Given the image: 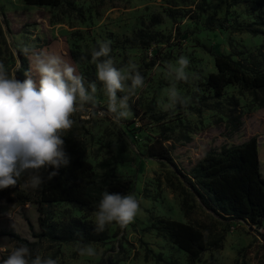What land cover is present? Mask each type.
I'll return each mask as SVG.
<instances>
[{
    "label": "rangeland",
    "instance_id": "374dc122",
    "mask_svg": "<svg viewBox=\"0 0 264 264\" xmlns=\"http://www.w3.org/2000/svg\"><path fill=\"white\" fill-rule=\"evenodd\" d=\"M139 32L151 40L148 46L126 42ZM100 41L110 42L116 66L135 64L145 81L128 101L130 117L120 123L98 115L107 111V98L95 65L90 60L78 65L70 57L71 51L90 52ZM26 46L59 53L76 65L86 85L96 83L97 107L88 111L91 105H86L83 112L75 113V123L64 136L79 142L83 159L97 175L104 174L100 165L107 164L113 179L126 184V194L135 195L139 211L126 228L115 222L107 225L109 239L92 245L95 256H80L77 246L51 245L33 237L39 233V188L22 187V177L15 187L0 190V264L15 248L1 235L7 232L37 242L36 254L58 259L59 264H264V225L249 227L240 220L220 219L176 173L186 175L210 150L256 138L264 177V107L253 103L238 86L225 88L220 100L203 87L207 76L215 72L214 55L264 65V0H63L55 9L27 6L23 0H0V62L10 74L20 69L17 52ZM181 55L190 61L189 80L178 82L177 87L189 102L165 111L160 102H167L165 89L170 81L164 67ZM27 65L29 72L28 59ZM88 75L96 80L88 81ZM234 118L241 123L237 134H232ZM157 140L164 141L175 169L146 154V146ZM16 192L28 202L19 201ZM43 208L53 223L95 219L94 213L72 205ZM159 217L192 225L221 248L189 263L186 254L153 228Z\"/></svg>",
    "mask_w": 264,
    "mask_h": 264
},
{
    "label": "trees",
    "instance_id": "16d2710c",
    "mask_svg": "<svg viewBox=\"0 0 264 264\" xmlns=\"http://www.w3.org/2000/svg\"><path fill=\"white\" fill-rule=\"evenodd\" d=\"M23 1L27 6L51 9L58 8L63 2V0ZM126 42L130 46H148L151 40L139 32ZM98 48L99 45L93 47ZM91 51L84 53L71 51L70 57L74 63L82 65L91 60ZM17 53L21 66L15 77L23 80L28 72L27 57L23 51ZM110 57L112 58L111 54ZM213 63L215 72L207 76L203 87L212 93L214 100H220L228 86H238L251 96L253 103L264 107V65L248 63L246 59L234 61L225 55H214ZM114 66L119 68L115 64ZM87 78L88 81L96 80L91 75ZM240 127L241 123L234 118L232 134H237ZM63 138L70 163L67 167L61 168L59 175L51 180L48 179L49 170L41 169L44 182L39 187L36 201L39 233L33 234V237L45 240L51 245L77 247L84 244L101 245L109 239L107 225L103 232L98 233L95 231L94 222L85 218H71L66 222L53 223L44 216L43 207L67 204L87 213H95L104 191L123 195L126 194L127 186L113 179L112 170L107 164L100 165L104 174L97 175L93 166L83 159L84 152L79 142L70 135ZM257 147L256 138H250L238 145H225L207 152L186 175L177 170L176 173L199 202L220 219L240 220L249 227L260 228L264 225V177L260 173ZM146 154L150 158L166 162L175 169L164 141L157 140L146 146ZM16 196L19 201L28 202V198L20 192H16ZM153 228L186 254L189 263L197 261L209 250L221 248L217 242H208L200 229L189 224L159 217L154 220ZM1 235L8 237L15 248L22 244L27 245L32 250V257H35L37 242L22 239L14 232Z\"/></svg>",
    "mask_w": 264,
    "mask_h": 264
},
{
    "label": "clouds",
    "instance_id": "9594fccd",
    "mask_svg": "<svg viewBox=\"0 0 264 264\" xmlns=\"http://www.w3.org/2000/svg\"><path fill=\"white\" fill-rule=\"evenodd\" d=\"M98 43L99 48L91 51L90 63L95 65L96 78L107 98V111L98 115H108L120 123L130 117L128 101L137 89L145 86L144 77L133 63L124 68L115 67L110 57V42ZM23 52L30 66L23 80L10 74L0 62V190L15 187L22 177L25 178L22 187L38 189L44 182L41 169L49 170V180L58 176L60 169L70 163L63 136L75 123L73 115L83 112L86 105H91L88 111L98 105L96 83L86 85L76 65L64 56L27 46ZM189 63V59L181 55L174 64L165 65L164 72L170 83L165 89L167 102H160L163 110L189 102L177 87L178 82H188ZM118 92L127 94L118 97ZM138 211L139 201L134 194L104 191L94 213L95 231L103 232L106 225L113 222L126 228ZM77 252L88 257L97 254L91 244L79 246ZM2 264H59V261L39 252L33 258L32 250L22 244L14 248Z\"/></svg>",
    "mask_w": 264,
    "mask_h": 264
},
{
    "label": "crops",
    "instance_id": "0c3cea01",
    "mask_svg": "<svg viewBox=\"0 0 264 264\" xmlns=\"http://www.w3.org/2000/svg\"><path fill=\"white\" fill-rule=\"evenodd\" d=\"M257 153H258V160H259V158H260V152H259V148L257 147ZM259 163H260V161H259Z\"/></svg>",
    "mask_w": 264,
    "mask_h": 264
}]
</instances>
